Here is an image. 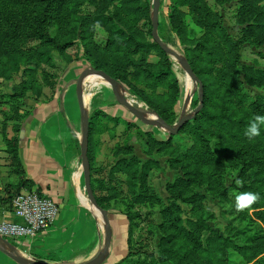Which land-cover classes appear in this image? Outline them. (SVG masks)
<instances>
[{
	"label": "rangeland",
	"instance_id": "1",
	"mask_svg": "<svg viewBox=\"0 0 264 264\" xmlns=\"http://www.w3.org/2000/svg\"><path fill=\"white\" fill-rule=\"evenodd\" d=\"M192 1L202 5L195 14L181 7L190 56L170 20L174 0L161 2L158 35L194 68L203 105L221 119L195 114L200 84L155 44L153 0H0V147L16 148L23 120L56 102L70 65L108 71L148 118L161 112L176 126L191 116L161 143L150 134L167 141L168 131L121 105L106 78L85 81L89 114L100 109L121 148L113 177L117 159H103L109 168L96 190L131 217L126 264H264V129L252 140L244 135L264 115V0ZM113 104L133 125L104 116L108 109L120 117ZM245 192L259 198L237 211L235 195Z\"/></svg>",
	"mask_w": 264,
	"mask_h": 264
},
{
	"label": "crops",
	"instance_id": "2",
	"mask_svg": "<svg viewBox=\"0 0 264 264\" xmlns=\"http://www.w3.org/2000/svg\"><path fill=\"white\" fill-rule=\"evenodd\" d=\"M88 68L83 62L66 68L65 80L56 102L38 106L23 120L18 135L16 161L7 148L0 147V221L14 220L13 198L27 190L24 186L26 181L59 207L54 222L36 237L8 239L20 254L27 258L35 257L41 263L84 264L101 252L106 240V219L94 206L85 187L81 112L77 94L72 90V85L77 83L75 80ZM111 106L120 112V117L118 114L111 116L106 108V113L111 117L121 119L127 113L121 105ZM86 110L90 118L97 109L94 108L91 114L87 106ZM114 138L112 130L94 132L89 144L95 190L96 180L102 178L101 172L104 174L105 169L109 168V163H104L103 159L117 152V146H114L117 144L112 145ZM107 145L111 148L108 147L106 152ZM114 157L117 160L109 169V177H113L118 167V158ZM97 195L101 198L98 191ZM106 210L112 237L101 264H126L131 251L130 220L124 212L111 208ZM0 264L18 263L0 250Z\"/></svg>",
	"mask_w": 264,
	"mask_h": 264
},
{
	"label": "water",
	"instance_id": "3",
	"mask_svg": "<svg viewBox=\"0 0 264 264\" xmlns=\"http://www.w3.org/2000/svg\"><path fill=\"white\" fill-rule=\"evenodd\" d=\"M161 2L162 0H153L152 36H153V39L160 45V47L166 53L177 57L180 60L181 65L184 68L185 72L190 76V78H192L196 83L200 84V95H199L200 107L195 111V114H197L204 104L203 85L201 83L200 78L195 74L193 69L182 58V56L177 51L173 50L167 44H165L162 41V39L159 37L158 27H159V14H160V9H161ZM91 76H101V77L106 78L110 82L113 92L118 102L121 105L125 106L130 112H132L141 121L145 123L158 122L163 128H165L168 131L169 135H176L181 130V128L184 126V124L191 118V116L186 115L182 117L176 126L169 125L161 116H158V115L154 116L153 118H148L147 116H145V113L142 110L132 105L128 101V99L122 96V93L119 90L118 81L104 70L87 69L78 78L76 94H77V100H78V104H79V108L81 112V120H82L83 135H82V143H81V156H82L84 172H85V187L96 209H98L105 217L106 225H107L106 240H105L103 249L95 258H93L92 260L84 264H101L105 260L106 255L108 253L112 236H111L109 221L107 220L108 211L106 209H103L99 205L96 199V196L94 194L93 188H92V170H91V163H90V158H89L90 118L86 110L85 88H84L85 81ZM0 250H2L5 254H7L10 258H12L18 264H47V263H41L37 260H32V259H29L23 256L16 250L15 246L12 245L7 238H4L2 236H0Z\"/></svg>",
	"mask_w": 264,
	"mask_h": 264
},
{
	"label": "built area",
	"instance_id": "4",
	"mask_svg": "<svg viewBox=\"0 0 264 264\" xmlns=\"http://www.w3.org/2000/svg\"><path fill=\"white\" fill-rule=\"evenodd\" d=\"M13 208L14 220L0 221V236L15 240L36 237L50 227L59 212L58 205L36 189L18 193L13 198Z\"/></svg>",
	"mask_w": 264,
	"mask_h": 264
},
{
	"label": "trees",
	"instance_id": "5",
	"mask_svg": "<svg viewBox=\"0 0 264 264\" xmlns=\"http://www.w3.org/2000/svg\"><path fill=\"white\" fill-rule=\"evenodd\" d=\"M187 6L189 8V11L190 13L193 15L197 12V10L199 9V7H202L201 4H199L198 2H193L192 0H182V2H180V0H174L173 2V5L172 7H170V20L172 22H178L179 26H180V30H179V37H180V41H181V44L184 46V50L187 54V56L189 57L190 56V48H189V45H191L192 43V40L191 39H188L186 38V35L188 33V25L187 23L185 22L186 20V14L184 12V10L181 9V7H185ZM183 18H184V22H183ZM194 21H196V23H201L200 22V18L198 16H195V18H193ZM155 42V41H154ZM155 44L162 50L164 51L160 45L155 42ZM170 63V62H169ZM193 71L195 72V74L197 75L196 71L194 70V68H192ZM109 75H111L108 71H106ZM113 78H115L116 80L117 77L114 75H111ZM198 76V75H197ZM162 78H163V74L161 76H158L157 79H158V82H162ZM202 83V81H201ZM203 85V83H202ZM204 90V88H203ZM137 94V92H135ZM204 98V104H205V96H203ZM196 110L200 107V104L199 102L197 101L196 103V106H195ZM195 110V111H196ZM160 116L169 124V125H173V122H172V119L166 117L163 113L159 112ZM198 115H200L201 117H206V118H210V119H221V116H216L214 114H212L204 105L203 107L199 110V112L197 113ZM104 116H106L107 118H109L111 121H114L116 124L120 123V122H125V124H127V126H131L133 125V123L127 121V120H123L122 118H114V117H111L109 116L107 113H104ZM102 114H101V111L99 109L95 110V112L92 114V116L90 117V136H89V144L91 143L92 141V137L94 135V132H104L105 130H107V128H105L106 126L104 125V123L102 122ZM185 125V124H184ZM184 127V126H183ZM182 127V128H183ZM181 128V129H182ZM181 131V130H180ZM179 131V132H180ZM155 140H158L160 141L161 143H169L171 140H172V137L173 135H169V137L167 138V141H164L162 139H158L156 136H154L152 133L150 134ZM119 149H121L119 146H118V151ZM7 151L12 154V157L13 159H15V161L18 159V146L16 148H9L8 146V149ZM117 151V150H116ZM118 151L116 152V154H118ZM90 155V154H89ZM90 158V156H89ZM90 162H91V158H90ZM91 170H92V167H91ZM93 171V170H92ZM24 186L26 187L27 190H34V186L31 182H24ZM92 188H93V191H94V194L96 196V199L99 203V205L103 208V209H107L109 207H107L105 204H103V198H99L98 195H97V191L95 190L94 186H93V182H92ZM39 191V190H38ZM129 220H130V223H131V227H132V220H131V217L129 214H127ZM132 232V231H131ZM131 252L132 250L130 251V254L129 256L126 258L125 262L127 260H129L130 256H131Z\"/></svg>",
	"mask_w": 264,
	"mask_h": 264
},
{
	"label": "clouds",
	"instance_id": "6",
	"mask_svg": "<svg viewBox=\"0 0 264 264\" xmlns=\"http://www.w3.org/2000/svg\"><path fill=\"white\" fill-rule=\"evenodd\" d=\"M264 129V115H257L250 121L248 126L245 129L244 135L252 140L255 137L261 134V130ZM237 184H240V181H236ZM258 194L245 192L239 193L235 195V207L237 211H242L246 207L253 204L256 200H258Z\"/></svg>",
	"mask_w": 264,
	"mask_h": 264
},
{
	"label": "bare ground",
	"instance_id": "7",
	"mask_svg": "<svg viewBox=\"0 0 264 264\" xmlns=\"http://www.w3.org/2000/svg\"><path fill=\"white\" fill-rule=\"evenodd\" d=\"M92 77H95V76H91V77H89L87 80H90ZM86 80V81H87ZM99 80V79H98ZM91 81V83L90 84H94V83H96L97 82V79H93V80H90Z\"/></svg>",
	"mask_w": 264,
	"mask_h": 264
}]
</instances>
